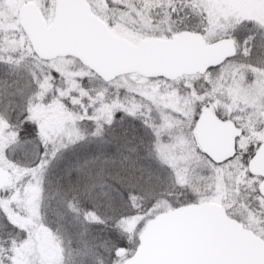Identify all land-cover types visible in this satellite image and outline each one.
<instances>
[{"label":"snow or ice","instance_id":"snow-or-ice-1","mask_svg":"<svg viewBox=\"0 0 264 264\" xmlns=\"http://www.w3.org/2000/svg\"><path fill=\"white\" fill-rule=\"evenodd\" d=\"M0 264H264V0H0Z\"/></svg>","mask_w":264,"mask_h":264}]
</instances>
